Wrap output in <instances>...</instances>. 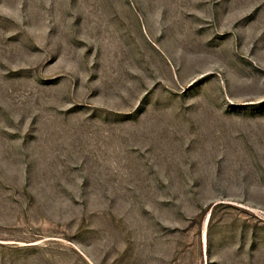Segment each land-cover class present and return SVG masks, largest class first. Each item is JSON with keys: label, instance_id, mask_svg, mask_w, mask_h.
Listing matches in <instances>:
<instances>
[{"label": "rangeland", "instance_id": "obj_1", "mask_svg": "<svg viewBox=\"0 0 264 264\" xmlns=\"http://www.w3.org/2000/svg\"><path fill=\"white\" fill-rule=\"evenodd\" d=\"M0 264H264V0H0Z\"/></svg>", "mask_w": 264, "mask_h": 264}]
</instances>
